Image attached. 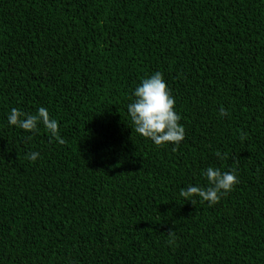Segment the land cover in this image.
<instances>
[{
    "label": "trees",
    "instance_id": "16d2710c",
    "mask_svg": "<svg viewBox=\"0 0 264 264\" xmlns=\"http://www.w3.org/2000/svg\"><path fill=\"white\" fill-rule=\"evenodd\" d=\"M155 72L179 145L127 112ZM40 107L64 144L8 123ZM0 264H264V0H0Z\"/></svg>",
    "mask_w": 264,
    "mask_h": 264
},
{
    "label": "clouds",
    "instance_id": "9594fccd",
    "mask_svg": "<svg viewBox=\"0 0 264 264\" xmlns=\"http://www.w3.org/2000/svg\"><path fill=\"white\" fill-rule=\"evenodd\" d=\"M134 100L128 104L127 112L130 116L135 131L144 138L154 142L156 146L165 144L179 145L185 138V129L179 123L181 116L175 111L176 101L171 95L163 75L155 72L149 78L141 81L136 87ZM219 115L226 117L228 111L221 107ZM8 123L12 126L23 129L27 132L36 133L38 123H42L48 130L51 137L55 138L59 144H64V139L59 135V124L55 119L50 118L49 112L45 107H40L37 114H27L18 108H12L8 116ZM246 132H241L240 139L247 138ZM31 139V137H28ZM176 151V148H173ZM218 159H226L227 153L215 152ZM39 157L38 152H32L26 156L30 161H36ZM204 175L208 181V187L188 186L181 188L179 195L185 201H190L193 205L199 201L208 202L209 207L220 202L222 196L233 191L234 186L239 183L234 171L221 172L219 168L208 167ZM168 234L174 237L175 233L169 229ZM174 243V240H169Z\"/></svg>",
    "mask_w": 264,
    "mask_h": 264
}]
</instances>
